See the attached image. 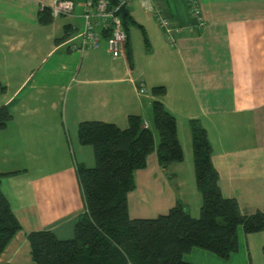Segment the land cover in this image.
Wrapping results in <instances>:
<instances>
[{"label": "crops", "instance_id": "0c3cea01", "mask_svg": "<svg viewBox=\"0 0 264 264\" xmlns=\"http://www.w3.org/2000/svg\"><path fill=\"white\" fill-rule=\"evenodd\" d=\"M88 1L75 0L72 13L41 24L38 11L51 0H0V82L6 86L0 106L13 114L0 130V172L23 170L1 177L22 228L0 254V264H36L30 230L72 236L84 211L76 164L95 162L93 148L78 140V123L99 119L125 127L128 114L136 113L152 130L156 98L176 117L184 161L165 170L154 152L148 156L127 195L129 217H155L177 201L199 215L202 198L190 161L192 118L207 129L222 195L235 198L243 214L264 211V0H196L200 25L187 0H133L129 12L146 29L151 49L145 51L141 30L131 26L132 66L125 48L117 54L107 49L108 30L98 48H78ZM157 14L181 27L173 45ZM65 33V40L55 41ZM154 85H165V95L154 96ZM237 242L228 259L198 247L183 259L264 264V231L246 234L239 226Z\"/></svg>", "mask_w": 264, "mask_h": 264}, {"label": "trees", "instance_id": "16d2710c", "mask_svg": "<svg viewBox=\"0 0 264 264\" xmlns=\"http://www.w3.org/2000/svg\"><path fill=\"white\" fill-rule=\"evenodd\" d=\"M108 1L111 7L119 6L118 0ZM125 7V13H117L126 33L124 48L132 66L131 26L141 30L145 51L151 47L146 29L130 14L129 6ZM37 18L41 24L51 22L50 8L44 6ZM67 36L65 33L55 41L61 42ZM5 91L6 86L0 82V94ZM151 92L160 97L165 95L166 87L154 85ZM151 113L157 140L136 113L128 114L125 127L99 119L78 123V140L93 148L95 160L93 166L76 164L84 211L77 216L69 238L58 237L51 228L27 232L31 259L36 264H193L185 261L183 255L194 247L228 259L237 250L239 226L246 234L264 231V211L243 214L235 198L222 195L207 129L196 118L190 119L188 125L195 181L202 198L199 215L193 217L177 201L166 213L155 217H129L127 195L135 189V172L147 166L148 156L154 152L165 170L184 156L175 115L159 98L151 101ZM12 118L10 109L1 105L0 130ZM22 171L0 172V182L2 176ZM21 228L0 186V254ZM262 250L264 253V246Z\"/></svg>", "mask_w": 264, "mask_h": 264}, {"label": "built area", "instance_id": "2783aa9c", "mask_svg": "<svg viewBox=\"0 0 264 264\" xmlns=\"http://www.w3.org/2000/svg\"><path fill=\"white\" fill-rule=\"evenodd\" d=\"M119 6L111 7L108 0H90L86 2L85 12L83 14L84 23L82 29L79 31L80 37L79 49L93 48L100 46L103 32L108 30L109 37L107 40V49L117 54L124 49L126 41V33L122 26L121 18L117 11L121 5L130 6L133 0H118ZM190 11L196 16L197 24H203L200 18V8L196 0H187ZM44 6H41V9ZM52 17L67 15L73 12L75 7V0H51L48 4ZM157 23L162 29L165 39L170 45H173L176 40V35L182 32L173 20L162 15L157 14ZM137 93L144 92L143 83L136 86Z\"/></svg>", "mask_w": 264, "mask_h": 264}, {"label": "rangeland", "instance_id": "374dc122", "mask_svg": "<svg viewBox=\"0 0 264 264\" xmlns=\"http://www.w3.org/2000/svg\"><path fill=\"white\" fill-rule=\"evenodd\" d=\"M152 131H153V133H154V135H155V138H157V132H156V130H155V128L154 127H152ZM183 158H184V156H183ZM182 161H184V160H182ZM185 161H186V163H187V159H185ZM188 161H189V157H188ZM190 161H191V166H193V173H194V178H195V171H194V165H193V160H192V154H191V157H190ZM181 162V161H180ZM176 163V162H175ZM189 163V162H188ZM185 167H187V165H185ZM185 172H186V170H185Z\"/></svg>", "mask_w": 264, "mask_h": 264}, {"label": "water", "instance_id": "95a60500", "mask_svg": "<svg viewBox=\"0 0 264 264\" xmlns=\"http://www.w3.org/2000/svg\"><path fill=\"white\" fill-rule=\"evenodd\" d=\"M118 10H119L120 13L123 14L126 11V7L124 5H121Z\"/></svg>", "mask_w": 264, "mask_h": 264}]
</instances>
